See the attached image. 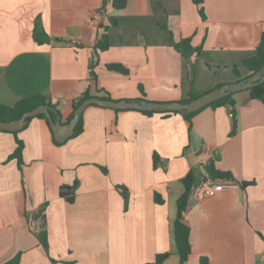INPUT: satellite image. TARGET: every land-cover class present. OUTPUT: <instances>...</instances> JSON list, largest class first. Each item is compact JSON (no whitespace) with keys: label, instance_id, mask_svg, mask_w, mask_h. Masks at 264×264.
<instances>
[{"label":"crops","instance_id":"0c3cea01","mask_svg":"<svg viewBox=\"0 0 264 264\" xmlns=\"http://www.w3.org/2000/svg\"><path fill=\"white\" fill-rule=\"evenodd\" d=\"M109 1L98 25L92 12ZM107 2L0 0V102L42 94L67 122L88 87L112 100L182 101L251 74L241 63L264 33V0H127L123 9ZM37 17L47 42L34 38ZM104 35L109 47L95 50ZM184 38L201 50L183 54L175 42ZM234 99L190 118L90 105L83 132L60 145L42 118L17 134L0 130V264L18 253L20 264H147L164 252L162 264H181L173 226L182 178L193 170L197 185L212 179L210 159L238 187L202 199L191 194L185 264H264V103L249 90ZM17 137L21 163L9 158ZM63 185L72 186L73 202ZM118 185L128 188V205ZM41 209L48 252L28 220Z\"/></svg>","mask_w":264,"mask_h":264},{"label":"trees","instance_id":"16d2710c","mask_svg":"<svg viewBox=\"0 0 264 264\" xmlns=\"http://www.w3.org/2000/svg\"><path fill=\"white\" fill-rule=\"evenodd\" d=\"M202 1L203 0H196V2L199 4L202 3ZM126 4H127V0H113V6L116 9H123L126 6ZM199 11L203 17H206L203 6L199 7ZM34 38L39 43L47 42L49 40V35L46 32V30L44 29L40 17H37L35 20ZM108 47H109V40H108V37L106 35H104L102 37V39L100 40V42L96 45L97 49H95V50L104 51ZM175 47L179 51H181L183 54H189V53L195 52V51L199 52L201 50L200 47H194L192 45L191 38H184L178 42H175ZM241 64L243 66H245L248 70L251 71L250 75L257 72L261 68V66L264 64V33H263L261 40H260V42L256 48L255 55L252 57L244 59ZM107 67L110 70L118 71L121 73H128L129 72L128 67L122 63H109L107 65ZM91 69H92L91 74L93 75V78L96 79L97 75L94 71V63L91 65ZM235 71H236V67H235ZM240 79L241 78H239V80ZM247 90L250 91L251 98L259 99L264 103V82L259 83L257 85H254ZM234 95H235V93L228 95L226 97H223L221 99L215 100L203 108H206L209 106L218 107V106H222V105H235L236 101L234 99ZM90 97H98V96H96L92 92L91 88L88 87L80 96H78L77 98H75L73 100L74 110L85 99L90 98ZM195 97L196 96H191L190 98L184 99L182 101L186 102V101H189ZM100 98L109 99L108 97H100ZM41 104H47V105L53 107L61 115L60 111L58 110L57 104L53 103L45 95L35 94L32 96L21 98L13 105H6V104L0 102V119L3 121H10V120H14L16 118H20L26 111L32 110ZM136 110H138V109H136ZM139 111H141L145 114H148V115H151L155 112L179 113L177 111H149V110H139ZM198 111H195V112H192L189 114H182V113H180V114L184 115L187 118H190L194 114H196ZM51 114L53 115L54 119L57 118V114L55 112L51 111ZM73 115H74V111H73L72 115L70 116L69 120L73 117ZM232 115L235 117L234 108L232 110ZM36 117L42 118L47 122V124L49 125V128L51 130V133H52L53 142L57 145L62 144L61 142L57 141L56 138L54 137V133H53L52 128L50 126V122H49V120L45 114H38L34 117L29 118L28 124L33 118H36ZM0 130L6 131V132H12L15 134H17L20 131V130L11 131V130L1 129V128H0ZM83 130H84V118L82 115L80 121L78 122V124L75 128L74 134L70 138L81 134L83 132ZM16 144H17L16 148H15L14 152L10 155L9 158H16L18 160V162L21 163L22 162L23 149H24V142L19 137H17L16 138ZM160 158L161 157L159 154L154 153L153 159H154V166L155 167H157L159 165ZM214 161H215L214 159H210L205 165V170L208 173L210 178H212L214 180H224V181H235L236 180L231 171L219 169L215 165ZM104 170L106 171L107 169L104 168ZM197 179H198L197 175H196L195 171H193V170H191L185 177H183L182 182L184 184L185 190L177 199V217L174 221L173 234H174L175 243H176V251L180 256L181 264H185L188 261L189 256L191 254L192 245H191V241H190V227L184 221V218H185V213H186L188 206H189V200H190V197L192 194V190L197 185ZM251 183L252 182H247V183L243 182L241 184L246 185V184H251ZM117 188H119L120 192L122 193V195L125 199L126 205H128V201H129L128 188L125 185H118ZM61 194L66 196L67 200L70 202H73L75 200V196L71 192L63 191V192H61ZM155 200L159 203L164 202V199L162 198V196L159 193H155ZM36 216L43 218V225H42L43 229L40 233L37 234V236H38L41 244L45 248V250L48 252V250H49L48 234H47V231L45 229V223L46 222H45L43 210L42 209L39 210V212L36 214ZM169 255H170V252L159 253L156 256V260L154 263H147V264H162L169 257ZM51 260L57 264L59 262L58 260H56L54 258H51ZM20 261H21V253H18L13 258H11L10 260H8L2 264H20Z\"/></svg>","mask_w":264,"mask_h":264},{"label":"water","instance_id":"95a60500","mask_svg":"<svg viewBox=\"0 0 264 264\" xmlns=\"http://www.w3.org/2000/svg\"><path fill=\"white\" fill-rule=\"evenodd\" d=\"M264 82V64L261 68L252 75L244 77L240 80L231 83L220 85L211 91L199 95L189 101H151L147 99H124L112 100L103 99L100 97H90L85 99L75 110L73 117L67 122L61 120V115L53 107L47 104H41L32 110L26 111L20 118L10 121H3L0 119V128L18 131L26 127L28 120L38 114H45L50 122V126L57 141L63 143L67 141L75 132V128L81 119L84 111L90 105H98L103 107H110L113 109H138L149 111H177L182 114H189L198 111L208 105L209 103L226 97L228 95L237 93L239 91L247 90L254 85ZM51 111L57 114L54 119ZM237 120L234 121V125ZM72 186L63 185L61 191L71 190Z\"/></svg>","mask_w":264,"mask_h":264},{"label":"built area","instance_id":"2783aa9c","mask_svg":"<svg viewBox=\"0 0 264 264\" xmlns=\"http://www.w3.org/2000/svg\"><path fill=\"white\" fill-rule=\"evenodd\" d=\"M107 2L108 0H104ZM111 9L110 1L107 2L105 6L95 9L92 12L91 19L93 22L97 23L98 25L101 24L107 14V12ZM80 41L78 39H72L73 44H78ZM233 107H231V111ZM238 187V184L233 181H224V180H214V179H207L206 181L202 182L201 184L195 186L192 190V195L197 199H202L207 196L214 195L215 193ZM38 213V212H37ZM37 213H33L29 216V225L32 231L36 234L42 231L43 225V218L36 216Z\"/></svg>","mask_w":264,"mask_h":264}]
</instances>
